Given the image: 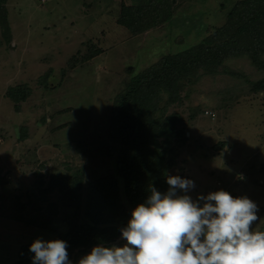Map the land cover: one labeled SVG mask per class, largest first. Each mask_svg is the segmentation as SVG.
Wrapping results in <instances>:
<instances>
[{
    "label": "rangeland",
    "instance_id": "rangeland-1",
    "mask_svg": "<svg viewBox=\"0 0 264 264\" xmlns=\"http://www.w3.org/2000/svg\"><path fill=\"white\" fill-rule=\"evenodd\" d=\"M121 1L130 3L6 1L11 36L7 43L0 32V264H13L21 245L38 238L52 240L57 229L64 228H42L36 220L38 206L58 213L56 189L47 194L46 202L39 200L38 186H50V172L70 167L75 184L84 186L112 169V161L103 154L110 145L105 134L111 98L123 87L125 69L135 74L163 54L197 43L208 30L195 33L194 22L209 30L219 25L225 0H174L169 20L136 36L116 23ZM94 49L102 52L83 62ZM220 70L186 85L183 103L169 109L184 117L188 136L170 173L194 182L187 193L193 200L220 189L253 200L258 205L253 230L264 231V92L238 87L241 78L229 71L253 80L264 72L240 57L227 60ZM44 77L48 86L42 84ZM10 86L27 87L18 110L5 95ZM92 134L104 138L89 146ZM77 139L87 142L83 151ZM20 215L23 221L16 219ZM125 243L120 235L107 246ZM89 248L75 249L69 258L72 264Z\"/></svg>",
    "mask_w": 264,
    "mask_h": 264
},
{
    "label": "trees",
    "instance_id": "trees-1",
    "mask_svg": "<svg viewBox=\"0 0 264 264\" xmlns=\"http://www.w3.org/2000/svg\"><path fill=\"white\" fill-rule=\"evenodd\" d=\"M6 1L0 0V32L10 43ZM173 1H121L116 23L133 36L140 35L171 18ZM228 1H223L219 9L223 21L211 30L209 26L194 22L195 33L208 30V34L197 43L181 51L163 54L135 74L133 70L125 69L128 75L123 80L122 89L113 94L108 113L105 135L110 145L103 153L110 159V164L112 161L108 173L92 177L82 186L75 184L72 168L65 167L64 172H50L48 188L38 186L39 200L43 203L49 198L47 194L56 189L58 213H50L38 206L35 216L42 228L56 230L58 226L64 227L57 229L58 236L54 239L66 241L69 258L75 249L82 251L91 245L113 243L122 235L121 229L127 226L132 210L146 201L151 187L162 193L168 190L167 177L173 175L170 169L177 165L179 150L188 139L184 117L177 109H169L183 103L186 85L203 75L223 72L220 68L231 58H247L253 67L264 72V0H231L230 7H227ZM101 52V49L91 50L82 61ZM73 66L74 62L70 64ZM63 71L62 75L65 74ZM229 74L241 78L238 87L264 92V75L253 80L244 73L229 71ZM45 78L42 84L48 86ZM64 82L61 78V83ZM26 88L10 86L5 93L14 102L16 110L27 97ZM234 89L236 86L232 91ZM205 114L215 117L212 112L205 111ZM70 124L71 121L65 125ZM24 137L23 133L19 140ZM103 138L92 134L89 146L93 140ZM76 143L82 151L87 146L86 141L77 139ZM38 183L41 184V179ZM16 219L23 221L21 215ZM30 245L20 246L13 264H33L34 253L30 251Z\"/></svg>",
    "mask_w": 264,
    "mask_h": 264
},
{
    "label": "clouds",
    "instance_id": "clouds-1",
    "mask_svg": "<svg viewBox=\"0 0 264 264\" xmlns=\"http://www.w3.org/2000/svg\"><path fill=\"white\" fill-rule=\"evenodd\" d=\"M167 184L163 193L151 187L132 210L121 229L123 246L95 245L77 264H264L253 200L223 189L193 200L187 193L194 182L179 175L168 176ZM30 251L33 264H72L62 239H35Z\"/></svg>",
    "mask_w": 264,
    "mask_h": 264
},
{
    "label": "water",
    "instance_id": "water-1",
    "mask_svg": "<svg viewBox=\"0 0 264 264\" xmlns=\"http://www.w3.org/2000/svg\"><path fill=\"white\" fill-rule=\"evenodd\" d=\"M129 81V80H128Z\"/></svg>",
    "mask_w": 264,
    "mask_h": 264
}]
</instances>
